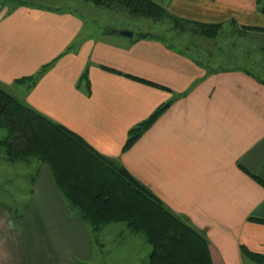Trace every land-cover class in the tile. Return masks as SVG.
Wrapping results in <instances>:
<instances>
[{
	"label": "crops",
	"instance_id": "obj_1",
	"mask_svg": "<svg viewBox=\"0 0 264 264\" xmlns=\"http://www.w3.org/2000/svg\"><path fill=\"white\" fill-rule=\"evenodd\" d=\"M157 1L181 19L221 24L219 35L172 24L173 41L160 32L167 40L109 30L93 35L78 10L27 1L0 12V85L117 160L204 231L213 264H257L241 246L264 254V223L257 221L264 220V78L251 70L264 72L257 64L264 56V0ZM224 33L246 35L247 45L232 44L215 59L198 42L175 44L177 34L203 43ZM32 76L33 85L15 83ZM169 101L124 150L130 130ZM39 162L28 174L29 196L0 200V264H91L95 246L105 251L107 242L95 239L48 164ZM126 227L114 222L100 232L112 231L109 255Z\"/></svg>",
	"mask_w": 264,
	"mask_h": 264
},
{
	"label": "trees",
	"instance_id": "obj_2",
	"mask_svg": "<svg viewBox=\"0 0 264 264\" xmlns=\"http://www.w3.org/2000/svg\"><path fill=\"white\" fill-rule=\"evenodd\" d=\"M10 1L14 5L29 4L27 0ZM84 1L99 6L118 5L136 16L166 20L183 30L188 26L196 34L209 38L217 37L221 27V24L181 19L157 0ZM3 8L1 1L0 12ZM139 37L167 40L150 32ZM36 78L22 77L15 83L33 85ZM170 102L159 106L148 119L130 130L124 150L141 137ZM0 149L9 163L38 158L48 164L69 203L90 224L96 240L106 225L124 222L132 231L142 234L151 246L148 264H213L204 231L195 229L170 211L150 188L117 160L100 154L82 136L30 107L2 85ZM257 221L264 223V220ZM241 250L257 264H264V254L252 252L244 245Z\"/></svg>",
	"mask_w": 264,
	"mask_h": 264
},
{
	"label": "rangeland",
	"instance_id": "obj_3",
	"mask_svg": "<svg viewBox=\"0 0 264 264\" xmlns=\"http://www.w3.org/2000/svg\"><path fill=\"white\" fill-rule=\"evenodd\" d=\"M3 1L4 10L6 8L12 9L14 4L10 0H0ZM29 2H38V3H45L50 7L52 5H57L59 7L67 8L70 10H78L81 13L85 20L88 27L93 30V35H99L104 31L115 28V29H126L131 30L135 34V36L146 33V32H153L155 34L166 33L167 36L170 35L168 39L173 41V36L176 35L174 33L169 32V28L171 26V22L166 20H154L149 17L143 16H136L127 9L120 8L117 6H99L95 5L90 2H86L84 0H27ZM1 11V12H2ZM2 12V13H3ZM227 34V35H226ZM229 33H224L221 37L217 40H210L209 42H200L195 36L191 34H177V40L180 43H175L176 45L180 46L181 44L191 45L193 42H198L200 46L204 47V54L210 53L213 55L215 59H218L216 56H223V53H226L225 50L229 49L230 45L238 44H246V35H228ZM237 35V36H236ZM118 36V35H117ZM236 36V38H235ZM124 37V36H123ZM238 37V40H236ZM214 39V38H212ZM233 42V43H232ZM247 45V44H246ZM256 45H261V41H257ZM264 45V43L262 44ZM225 47V48H224ZM240 52V51H239ZM216 55V56H215ZM229 56V55H228ZM206 59L205 57H203ZM222 64H231L226 63V61ZM220 62V63H221ZM261 66H264V56L262 55L259 59V63ZM251 69V68H250ZM254 74L264 78V72L257 69H251ZM30 161H17L16 163H9L5 160L2 150L0 149V200H6L9 202L13 201V195L17 199H23L24 196L22 194L29 196L28 191L26 189L29 188V176L28 174L34 170L37 166V163H40L38 158H30ZM30 162V163H29ZM33 163V164H32ZM26 173V178L25 175ZM8 189L9 191H6ZM9 192V193H8ZM21 209L22 206L16 207ZM121 225V224H120ZM125 225V224H123ZM115 224H112L111 227H114ZM111 230H107L105 233L99 234L101 243L107 242V248L103 249L101 245L95 246V254L91 264H144L143 258L148 255L150 246H148L144 242V237L139 234L131 231L126 227V231L123 234V239L121 240L119 247H117V252L115 254L113 252L110 253V247L112 246V240L114 237L111 235ZM115 232H117L115 230ZM111 235V237H109ZM97 239V236H95ZM128 241L130 242L128 244ZM142 241V242H141ZM114 243V242H113ZM115 243L118 244V241L115 240ZM109 246V247H108ZM107 252V253H106ZM110 257L113 259H117L118 262L111 261ZM138 258L140 260H138Z\"/></svg>",
	"mask_w": 264,
	"mask_h": 264
},
{
	"label": "water",
	"instance_id": "obj_4",
	"mask_svg": "<svg viewBox=\"0 0 264 264\" xmlns=\"http://www.w3.org/2000/svg\"><path fill=\"white\" fill-rule=\"evenodd\" d=\"M113 34L125 36V37H132L133 36V31L131 30H126V29H115V28H110L109 29Z\"/></svg>",
	"mask_w": 264,
	"mask_h": 264
}]
</instances>
